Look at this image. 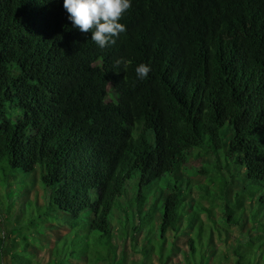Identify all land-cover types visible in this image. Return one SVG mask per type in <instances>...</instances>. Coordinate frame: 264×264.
<instances>
[{
    "label": "trees",
    "instance_id": "16d2710c",
    "mask_svg": "<svg viewBox=\"0 0 264 264\" xmlns=\"http://www.w3.org/2000/svg\"><path fill=\"white\" fill-rule=\"evenodd\" d=\"M67 15L0 0V264H264V0Z\"/></svg>",
    "mask_w": 264,
    "mask_h": 264
},
{
    "label": "clouds",
    "instance_id": "9594fccd",
    "mask_svg": "<svg viewBox=\"0 0 264 264\" xmlns=\"http://www.w3.org/2000/svg\"><path fill=\"white\" fill-rule=\"evenodd\" d=\"M132 0H63L67 19L80 32H91V40L103 49L115 43V38L125 32L120 23L122 15L131 7ZM120 60L116 61L119 65ZM150 65L140 63L135 68L139 80L147 78Z\"/></svg>",
    "mask_w": 264,
    "mask_h": 264
},
{
    "label": "rangeland",
    "instance_id": "374dc122",
    "mask_svg": "<svg viewBox=\"0 0 264 264\" xmlns=\"http://www.w3.org/2000/svg\"><path fill=\"white\" fill-rule=\"evenodd\" d=\"M204 159H207V156L206 155L204 156ZM191 162L194 163V164H197V163H200V159H199V161L192 160ZM193 180H195V178H193ZM28 182L30 184H33L30 179L28 180ZM18 184H20V179L17 180V181H13L12 182V185H14V187L13 188L10 187V188L13 190V192L14 191H17V190H19V188H21L20 185L19 186H16ZM2 185H4V184L0 182V196H1V198H0V214H1L0 215V220H1L0 226L2 225V226H4L6 228L7 226L9 227L13 223V221H11V219H8L7 218V215L5 213V210H7V203L5 201V198H2V197H5L6 191H7L8 187L7 186L6 187H3ZM16 187H18V188H16ZM22 191H25V188ZM19 206L21 208L23 207L22 202L19 203ZM37 221H38L39 224L41 223L40 222V217H37ZM38 229L40 231L41 230V226Z\"/></svg>",
    "mask_w": 264,
    "mask_h": 264
}]
</instances>
